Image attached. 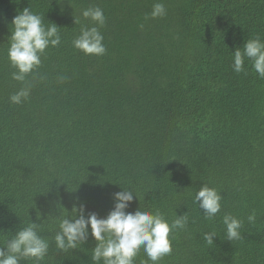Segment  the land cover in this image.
Masks as SVG:
<instances>
[{
  "label": "trees",
  "instance_id": "16d2710c",
  "mask_svg": "<svg viewBox=\"0 0 264 264\" xmlns=\"http://www.w3.org/2000/svg\"><path fill=\"white\" fill-rule=\"evenodd\" d=\"M157 2L166 15L146 20ZM89 7L106 18L99 57L72 46L93 26L81 15ZM25 8L62 42L22 84L7 50ZM257 35L264 0H0V244L30 220L54 235L47 217L61 207L106 217L123 187L138 197L127 211L158 210L169 223L188 215L160 264H264V79L248 59L232 69V52ZM25 85L28 99L12 104ZM203 184L223 197L212 220L193 203ZM225 214L243 222L240 239L227 240ZM94 245L53 246L44 264H92ZM144 260L141 249L134 264Z\"/></svg>",
  "mask_w": 264,
  "mask_h": 264
},
{
  "label": "clouds",
  "instance_id": "9594fccd",
  "mask_svg": "<svg viewBox=\"0 0 264 264\" xmlns=\"http://www.w3.org/2000/svg\"><path fill=\"white\" fill-rule=\"evenodd\" d=\"M82 17L90 20L93 26H82L79 35L72 41L74 49L85 55L103 56L106 47L103 36L99 31L106 18L100 7H89L82 11ZM166 15L163 3L153 4L152 11L145 19H155ZM44 18L25 8L13 18L11 22L9 47L7 57L10 66L15 69L12 79L22 84L26 77L31 75L40 65L41 57L49 47L55 48L61 44L59 27L54 23L44 24ZM74 24L80 19L73 16ZM142 28L143 25H140ZM232 69L239 74L245 71V59L252 63V69L260 79H264V40L259 35L248 39L242 47L232 52ZM31 91L30 85L21 87L9 97L12 104L25 102ZM113 194V208L106 217H99L96 213H86L83 204L73 205L71 213L64 211L60 215H49L51 225H55L54 235H42L41 223L31 220L21 223L13 235L7 233L0 244V264H44L50 249L54 246L59 253L66 254L76 250L89 242H95L91 249L92 264H134L138 253L143 250L147 260L141 264H160V261L172 252L170 233L183 230L188 224V215L178 216L169 223L158 210L127 211L135 198L136 193L131 188H123ZM222 195L206 184L196 192L193 203L198 204L206 220H212L221 211ZM40 220L39 218L37 220ZM249 222L255 216L248 217ZM226 229L227 240L241 238L240 229L243 222L231 214L222 218ZM215 232L204 234L207 244H214Z\"/></svg>",
  "mask_w": 264,
  "mask_h": 264
}]
</instances>
